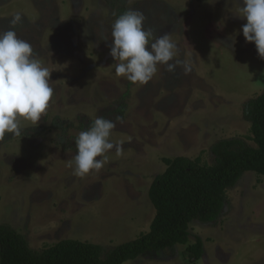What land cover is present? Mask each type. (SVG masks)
I'll return each instance as SVG.
<instances>
[{
	"label": "rangeland",
	"instance_id": "rangeland-1",
	"mask_svg": "<svg viewBox=\"0 0 264 264\" xmlns=\"http://www.w3.org/2000/svg\"><path fill=\"white\" fill-rule=\"evenodd\" d=\"M240 7L239 0H0V31L22 14L17 35L49 69L54 89L37 126L20 118L22 135L0 141V224L33 250L72 238L107 253L149 230L148 189L164 157L210 164L218 140L254 145L245 111L264 91V59L243 37ZM129 9L144 14L152 39L168 34L190 71L158 65L145 84L116 75L111 25ZM97 117L115 121L110 139L123 151L110 150L102 169L81 177L73 171L75 138ZM189 233L187 243L123 264H264V176L244 172L226 189L217 219L193 220ZM196 237L203 254L193 260L187 246Z\"/></svg>",
	"mask_w": 264,
	"mask_h": 264
},
{
	"label": "trees",
	"instance_id": "trees-1",
	"mask_svg": "<svg viewBox=\"0 0 264 264\" xmlns=\"http://www.w3.org/2000/svg\"><path fill=\"white\" fill-rule=\"evenodd\" d=\"M245 117L250 134L215 142L214 161L203 163L186 156L164 157L165 170L156 175L148 189L155 213L149 230L118 244L107 253L97 243L62 239L41 250L29 247L26 238L7 224H0V264H123L148 251H162L187 243L189 223L213 222L220 215L226 189L246 171L264 176V91L248 100ZM193 260L203 254L200 237L187 246Z\"/></svg>",
	"mask_w": 264,
	"mask_h": 264
},
{
	"label": "clouds",
	"instance_id": "clouds-1",
	"mask_svg": "<svg viewBox=\"0 0 264 264\" xmlns=\"http://www.w3.org/2000/svg\"><path fill=\"white\" fill-rule=\"evenodd\" d=\"M239 3L241 7L234 14L246 20L242 25L243 37L246 42H254L258 56L264 59V0H239ZM144 21L141 11L129 9L111 25L109 54L119 61L116 75L145 84L156 74L158 65H165L169 72L178 66L190 71L186 62L176 59L179 49L168 34L152 39ZM22 22V14L16 13L9 20V28L0 31V141L7 134L22 135L20 118L37 126L54 95L51 72L36 59L32 45L17 35L16 26ZM115 127V121L97 117L88 129L79 133L73 158L76 175L83 177L102 169L110 150L122 154V143L110 139Z\"/></svg>",
	"mask_w": 264,
	"mask_h": 264
}]
</instances>
